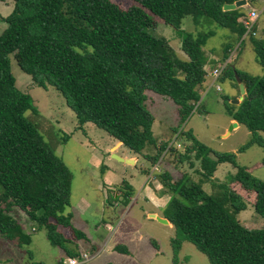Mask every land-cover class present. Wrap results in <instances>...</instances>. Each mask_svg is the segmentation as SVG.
<instances>
[{"label":"trees","instance_id":"1","mask_svg":"<svg viewBox=\"0 0 264 264\" xmlns=\"http://www.w3.org/2000/svg\"><path fill=\"white\" fill-rule=\"evenodd\" d=\"M11 1V12L0 17L5 24L0 31V237L20 248L30 245V234L10 215L16 208L32 229L44 231L49 245L64 252L57 264H64V258H79L70 247L87 241L72 226L71 216L64 214L71 173L25 116L37 111L15 85L13 60L34 86H50L61 94L78 127L91 123L151 166L166 150L189 168L193 160L199 162L198 184L190 182L186 173L178 179L166 171L158 175L161 188L169 194L163 217L174 229L169 241L172 264H181L177 255L184 242L202 253L208 264H264V229H247L236 219L249 205L264 219V181L238 165L234 153L213 151L191 130L178 132L185 144L181 152L167 142L156 144L151 131L154 117L145 105L146 91L167 97L176 106L179 125L187 121L205 82L203 47L214 35L205 30L207 24L226 28L238 41L245 39L242 9L222 10L237 0H131L126 9L110 0ZM147 13L178 33L182 19L191 17L195 33H185L180 42L186 59H180L165 38L148 32L155 22ZM248 36L256 63L264 69V40ZM232 44L225 45L220 63L228 58ZM235 75L245 95L239 104L224 98L223 105L227 116L249 131L250 139L239 152L252 145L264 152V73L254 76L226 63L218 82L230 80L238 86ZM67 138L63 134L62 141ZM146 146H153L156 154L143 155ZM221 164L235 169L224 181L213 178ZM203 184H209L210 196L202 190ZM106 195L110 205H127L133 189L123 182ZM150 244L158 250L154 240ZM92 250L97 251L94 246ZM113 250L129 254L125 246ZM25 254L28 264H45L35 260L30 250Z\"/></svg>","mask_w":264,"mask_h":264},{"label":"rangeland","instance_id":"2","mask_svg":"<svg viewBox=\"0 0 264 264\" xmlns=\"http://www.w3.org/2000/svg\"><path fill=\"white\" fill-rule=\"evenodd\" d=\"M110 1L123 9L133 4L131 0ZM12 6L11 0H0V17L7 16ZM240 8L246 16L250 9L257 12L253 27L257 29V34L253 37L264 40V0H254L250 7ZM147 14L155 22V27L148 32L153 36L165 38L176 55L180 59H186L180 49V42L185 33H195L191 17L182 19V33H178L159 18ZM4 27L5 24L0 21V31ZM205 30L214 31V35L207 39L203 47L205 57L208 58L206 70L214 69L216 62L217 65L220 63L225 45L233 43L228 50L227 63L251 75H263L264 69L256 63L249 36H245L244 41H238L236 35L213 22L208 23ZM212 58H217V61ZM10 70L17 89L29 96L32 107L37 111L36 115L27 111L25 116L37 125L43 139L54 147L55 154L71 173L69 206L64 214L71 216L72 226L83 232L87 238V241H79L75 247H70L79 254L88 255L87 261L81 264H172L169 244L174 236L172 225L166 226L147 217L148 213L153 212L163 215L164 207H154L150 201L138 194L143 185L152 190L157 183L160 185L158 175L165 171L173 179H178L186 173L190 182L198 184L199 176L195 171L199 169V162L193 160V167L189 168L187 162L177 163L176 157L166 150L152 169L148 160L132 154L123 145L111 151L116 141L91 123L78 127L74 113L66 106L59 92L50 86L46 89L34 86L30 77L20 71L13 60H10ZM177 75L182 77L180 73ZM209 79L210 74L206 73V88ZM217 85L219 91L212 89L206 91L207 96L206 93L200 95L199 102L183 125H179L176 106L169 98L146 91L145 105L154 117L151 128L153 138L156 144L167 142L169 147L181 152L185 144L178 132L181 129L191 130L200 143L213 151L234 153L238 165L248 168L254 177L264 181V165L261 164L264 158L263 150L252 145L239 152L250 139L249 131L242 125L231 129L233 123H230V118L225 113L223 99L228 98V101L234 104L233 101L237 99L232 97L231 92L234 89L238 95L239 88L230 80L217 82ZM226 133L228 135L224 136ZM63 134L68 136L65 141H62ZM142 153L152 157L156 151L153 146H146ZM113 154L124 160L133 156L136 161L132 164L119 161L112 157ZM148 170L150 177L147 179ZM233 174L235 169L232 166L221 164L214 172L213 178L224 181L227 176ZM105 181L110 189L118 188L123 182L130 184L134 194L129 204L107 203L105 191L101 190ZM201 188L208 196L212 194L209 184H203ZM161 190L169 196L165 190ZM10 215L30 234L31 242L30 245L20 248L15 241L0 237V264H28L26 249L33 253L35 260L45 264H57V259L64 257L62 250L49 245L43 230L32 229L23 212L14 208ZM236 219L247 229H264V219L257 215L250 205L240 212ZM150 240L157 243V251L150 244ZM117 245L127 247L131 255L126 258L124 254L112 250ZM93 246L98 249L95 253ZM177 256L181 264H208V259L188 242L182 244Z\"/></svg>","mask_w":264,"mask_h":264},{"label":"crops","instance_id":"3","mask_svg":"<svg viewBox=\"0 0 264 264\" xmlns=\"http://www.w3.org/2000/svg\"><path fill=\"white\" fill-rule=\"evenodd\" d=\"M254 10V9H253ZM250 11V10H249ZM248 11V12H249ZM254 32H255V34H257V29H254ZM212 60H214V61H217V58H212ZM217 63L218 62H216V65L213 67V68H215V67H217ZM208 64V58H206V64H205V67H204V69L206 70V68H208L207 65ZM212 81H211V78L209 79V81H208V84H207V88L205 87V85H206V82H204V84H203V87L201 88L202 90H201V94H205L206 93V96H207V92H209L210 90H212V89H214L215 90V88H214V86H209V84L211 83ZM207 91V92H206ZM216 91V90H215ZM237 93L234 91V89H233V91L231 92V95H232V97L233 98H236V99H238L239 98V96H240V94H238V95H236ZM235 121L234 120H231L230 119V123H234ZM237 123V122H236ZM237 127H239V124L237 123V125L235 126V127H232L231 129H234V128H237ZM228 135V133H226L224 136H227ZM122 144H120L119 142H117L116 141V143H115V145L110 149L111 151H114V150H116L119 146H121ZM125 159H130V160H132V162L134 163L135 161H136V158L135 157H130V158H125ZM156 166V165H155ZM152 167V169L154 168V166H151ZM146 177H147V179L150 177V174H149V170L147 171V173H146ZM106 180V179H105ZM130 185V184H129ZM103 186H104V188L103 187H101V190H104L105 191V194H106V191L107 190H114V189H110V188H108V183L105 181V183L103 184ZM131 186V185H130ZM132 187V186H131ZM133 189V188H132ZM133 194H134V190H133ZM138 195H142L143 197H144V199L145 200H147V201H150L153 205H154V207H157V208H163L165 205H166V203H167V201H168V199H169V196L166 194V193H164V192H162V190H161V185H159L158 183L156 184V186H155V188L152 190L151 188H148L147 187V185H143L141 188H140V191H139V194ZM107 196V195H106ZM131 201V200H130ZM114 205L116 204V203H113ZM117 204H119V203H117ZM149 215H147V217H149L151 214L152 215H155V216H158V217H160V218H163V219H165L164 217H163V215H158V213H156V212H153V213H148ZM153 219V218H152ZM155 220V219H154ZM159 223V222H158ZM160 224H162V223H160ZM163 225H166V226H171V224L169 223V222H167L166 224H163ZM127 248V247H126ZM112 250H113V248H112ZM128 250V249H127ZM97 251H98V249H97ZM97 251H93L94 253L95 252H97ZM157 251V250H156ZM128 255H123V256H125L126 258H128V256H130L131 255V252L128 250ZM60 259V258H59ZM58 260V259H57Z\"/></svg>","mask_w":264,"mask_h":264},{"label":"built area","instance_id":"4","mask_svg":"<svg viewBox=\"0 0 264 264\" xmlns=\"http://www.w3.org/2000/svg\"><path fill=\"white\" fill-rule=\"evenodd\" d=\"M256 18H257V12L253 9H250L245 20H243V24H244V27L246 29V33H245L244 37L248 36L249 34H251L252 36H255V32H254L253 27H254V22H255ZM227 61H228V59L223 63H219L217 65V67L212 69L211 71L206 70V73L210 74V78L212 81L209 84V86H214L216 91L220 90L219 86L217 85V82H218V78L222 72V69L224 68ZM87 259H88V255L80 254L79 258H77V259L66 258L64 260V264H81V263H85L87 261Z\"/></svg>","mask_w":264,"mask_h":264},{"label":"water","instance_id":"5","mask_svg":"<svg viewBox=\"0 0 264 264\" xmlns=\"http://www.w3.org/2000/svg\"><path fill=\"white\" fill-rule=\"evenodd\" d=\"M243 6H249L250 7L251 6V0H237L234 3H232V4H225V5H223L222 10L223 11L234 10L236 8H240V7H243ZM235 78H236V82L238 84V88H239V91H240V96H239V98L237 100L233 101V103L234 104H239V102H241L243 100V96L245 95V89H244L243 84L240 82V80L237 78L236 75H235ZM236 125H237V123L234 122L232 124V127H235ZM119 143L121 144V142H119ZM112 157L117 159V160H119V161L128 162L130 164L133 163L132 160H128V159L124 160V159H121V158L117 157L114 154L112 155ZM149 217L155 219L157 222L162 223V224H166L168 222V220L160 218V217L152 215V214Z\"/></svg>","mask_w":264,"mask_h":264}]
</instances>
